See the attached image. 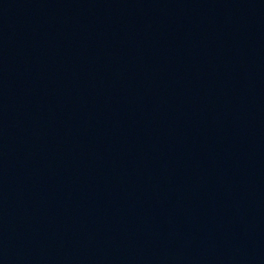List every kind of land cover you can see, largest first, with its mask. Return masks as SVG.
<instances>
[{
    "label": "water",
    "instance_id": "obj_1",
    "mask_svg": "<svg viewBox=\"0 0 264 264\" xmlns=\"http://www.w3.org/2000/svg\"><path fill=\"white\" fill-rule=\"evenodd\" d=\"M0 264H264V0H0Z\"/></svg>",
    "mask_w": 264,
    "mask_h": 264
}]
</instances>
